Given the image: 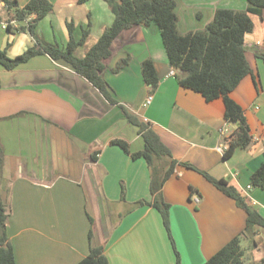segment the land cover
Returning <instances> with one entry per match:
<instances>
[{
  "label": "crops",
  "instance_id": "crops-1",
  "mask_svg": "<svg viewBox=\"0 0 264 264\" xmlns=\"http://www.w3.org/2000/svg\"><path fill=\"white\" fill-rule=\"evenodd\" d=\"M16 1L22 8L30 0ZM49 1L53 11L36 28L47 43L65 49L67 24L74 25L79 40L91 22L88 37L74 52L78 59L115 20L104 0L82 5ZM176 1L181 34L205 30L218 9L248 8L247 0ZM13 16L0 1V49L8 48L15 58L34 46L22 29L33 17L18 21ZM251 19L254 28L245 37V49L252 74L230 97L245 113L252 144L229 158L226 140L238 126L226 122L222 99L208 103L180 86L177 75L182 73L170 65L155 24L134 26L118 36L103 77L115 99L150 123L177 161L227 180L264 217V190L250 183L264 161V60L259 57L264 55V12ZM127 56L128 64L115 73ZM146 59L154 62L159 79L153 93L141 72ZM115 139L127 142L132 153L144 149L138 128L69 65L42 55L11 71L0 68V184L6 186L0 195L8 208L6 232L16 264H78L89 254L90 232L92 245L104 247L109 264H177L162 216L151 205V167L144 158L132 160L111 145ZM162 198L170 205L181 264H204L246 227V212L194 170L178 166ZM244 241L253 244L245 249L241 242L247 264L264 259L263 228L256 227Z\"/></svg>",
  "mask_w": 264,
  "mask_h": 264
},
{
  "label": "trees",
  "instance_id": "trees-1",
  "mask_svg": "<svg viewBox=\"0 0 264 264\" xmlns=\"http://www.w3.org/2000/svg\"><path fill=\"white\" fill-rule=\"evenodd\" d=\"M0 1L8 10L14 12L13 19L15 20L23 21L33 17L28 26L22 29L28 31L34 40V46L15 58L8 55V48L0 49V68L11 71L28 63L34 57L47 55L56 62L69 65L77 74L88 80L111 105L121 109L129 123L138 128V134L144 140L142 151L132 153L129 144L120 139L112 140L110 144L122 149L132 160L144 158L151 167L153 178L150 191L154 196L151 205L162 216L164 227L174 248L177 264H181L180 255L175 248L171 232L170 205L163 200L162 189L178 166L202 174L221 192L234 199L237 206L247 214L246 227L242 234L232 239L204 264H247L244 261V250L241 247L242 239L252 238L256 227L264 229V217L253 209L227 180L213 179L193 165L177 161L171 150L153 130L151 124L140 120L115 99L114 92L104 79L103 73L105 61L112 56V45L123 31L134 26L147 27L155 24L160 31L170 65L182 73L177 75L180 86L201 94L208 103L222 99L225 105L226 122L235 123L238 126L237 130L226 140L228 148L225 157L229 158L238 148L246 149L252 144L245 113L241 106L230 97V94L246 76L252 74L246 57L245 37L254 28L251 15L260 16L264 12V0H247L246 11L218 9L205 30L190 31L186 34L179 33L177 29L176 0H104L115 15V20L84 59L76 58L74 52L88 37L91 22L82 29V36L79 40L74 37V25L68 23L70 40L67 47L62 49L58 44L47 43L36 32L38 23L53 11V4L49 0H30L22 8L16 0ZM89 1L78 0V4L82 5ZM7 29L11 30V27L8 26ZM259 57L264 60V55ZM129 59L130 56H127L113 71L119 73L128 64ZM141 72L145 84L153 93L159 86L154 62L151 59L143 61ZM96 157L97 153H94L92 159L96 161ZM1 164L0 156V173ZM250 183L253 188L264 190V161L252 174ZM7 219L8 208L0 195V264H16L14 249L6 232ZM89 239V254L78 264H109L104 247L92 245L91 232ZM254 264H264V259Z\"/></svg>",
  "mask_w": 264,
  "mask_h": 264
},
{
  "label": "rangeland",
  "instance_id": "rangeland-1",
  "mask_svg": "<svg viewBox=\"0 0 264 264\" xmlns=\"http://www.w3.org/2000/svg\"><path fill=\"white\" fill-rule=\"evenodd\" d=\"M192 10V9H191ZM188 12L190 13V10H188ZM9 164H13V162L12 161H10L9 162ZM11 170V169H10ZM6 182V181H5ZM4 188H6V186L4 185V183H3V185H1L0 184V191H2V192H4L5 193V191H4ZM8 188H9V186H8ZM262 213L264 214V212L262 211ZM242 242H243V246H244V248L245 249H247V247L249 248V249H251L252 248V246H253V244H252V242H245L244 241V239H242ZM176 244V243H175ZM177 248V247H176ZM179 252V251H178ZM261 255H264V251L262 250V254ZM252 257V256H251ZM247 262V261H246ZM251 264V263H250Z\"/></svg>",
  "mask_w": 264,
  "mask_h": 264
},
{
  "label": "built area",
  "instance_id": "built-area-1",
  "mask_svg": "<svg viewBox=\"0 0 264 264\" xmlns=\"http://www.w3.org/2000/svg\"><path fill=\"white\" fill-rule=\"evenodd\" d=\"M151 100H152V97L150 96V97H149V102H150ZM250 188H251V187H249L248 189H250Z\"/></svg>",
  "mask_w": 264,
  "mask_h": 264
}]
</instances>
